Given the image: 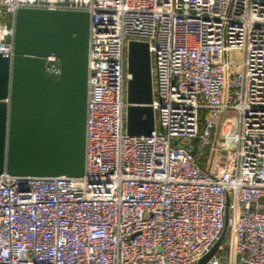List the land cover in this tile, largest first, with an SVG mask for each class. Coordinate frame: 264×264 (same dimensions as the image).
I'll list each match as a JSON object with an SVG mask.
<instances>
[{
	"label": "built area",
	"instance_id": "2783aa9c",
	"mask_svg": "<svg viewBox=\"0 0 264 264\" xmlns=\"http://www.w3.org/2000/svg\"><path fill=\"white\" fill-rule=\"evenodd\" d=\"M20 7L89 15L84 172L0 173V264H197L225 226L232 264H264V0H0L10 58ZM130 40L151 57L149 134L126 132Z\"/></svg>",
	"mask_w": 264,
	"mask_h": 264
},
{
	"label": "water",
	"instance_id": "95a60500",
	"mask_svg": "<svg viewBox=\"0 0 264 264\" xmlns=\"http://www.w3.org/2000/svg\"><path fill=\"white\" fill-rule=\"evenodd\" d=\"M89 15L86 11L20 7L13 25V55L0 53V173L80 176L84 172ZM59 72L45 71L46 56ZM126 132L154 129L148 45L127 46ZM7 99V101H5ZM228 204V202H227ZM227 225V208H226ZM221 235L197 264L218 250Z\"/></svg>",
	"mask_w": 264,
	"mask_h": 264
},
{
	"label": "rangeland",
	"instance_id": "374dc122",
	"mask_svg": "<svg viewBox=\"0 0 264 264\" xmlns=\"http://www.w3.org/2000/svg\"><path fill=\"white\" fill-rule=\"evenodd\" d=\"M256 1H263V0H256ZM239 57H240V51H233L230 55L231 60H238ZM235 116H236V114L232 113V111H230V110H227L224 113L223 121H228V122H226L225 125H227L229 129H231L234 126V122L236 120ZM225 132L227 133V128H225ZM222 243H223V247H225V248L229 247V240H228V233L227 232L225 233V236L223 238Z\"/></svg>",
	"mask_w": 264,
	"mask_h": 264
},
{
	"label": "crops",
	"instance_id": "0c3cea01",
	"mask_svg": "<svg viewBox=\"0 0 264 264\" xmlns=\"http://www.w3.org/2000/svg\"><path fill=\"white\" fill-rule=\"evenodd\" d=\"M221 244H222V248L217 250L216 255L221 258L222 264H232L235 261L234 255L230 251L229 247L225 248L223 247V243Z\"/></svg>",
	"mask_w": 264,
	"mask_h": 264
}]
</instances>
